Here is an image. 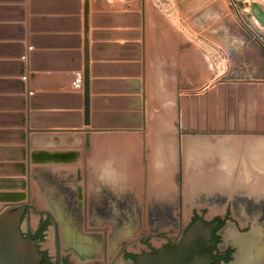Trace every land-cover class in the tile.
Masks as SVG:
<instances>
[{"label":"rangeland","instance_id":"374dc122","mask_svg":"<svg viewBox=\"0 0 264 264\" xmlns=\"http://www.w3.org/2000/svg\"><path fill=\"white\" fill-rule=\"evenodd\" d=\"M73 1L77 3L78 9L81 7L84 14V31L86 26L88 28L89 20L94 28L91 57L86 38L87 30L84 32L88 56L90 113L97 111L96 101L113 99L112 96H99L96 83L100 67L107 68L113 65L107 61H97L99 47L114 45L118 47V60H120L115 63L120 65L122 71L121 79L115 81H119L127 91L122 90L120 96H115V99H120V111H97L94 119L104 125L120 122L119 124L128 127L120 130L135 131L142 136L146 134V139L149 136L153 137V140L155 137H162V141H159L162 148L159 146L158 149L160 153L164 152L162 155L165 159L173 163L170 171L172 173H169L167 179L170 186L164 192L160 190L148 192L145 203L142 190L132 193V196H135V203H90L93 207L104 206L97 215V220L94 221L99 224L109 222L108 229L111 230L115 225V235L120 236L121 242H124L127 238L140 235L144 226L146 228L144 231L147 232L172 230L181 216H189L195 211L202 212L208 218L227 215L232 217L231 220L236 221L242 230L250 232V237L255 239L256 244L263 246L264 188L251 186L254 183L253 176L252 179L250 177L243 179L241 182L243 186H233L234 189H229L227 182L224 183L220 175L216 176L210 171L213 169L210 168V164L216 166L218 161L215 157L217 153L211 150L209 153L202 151L204 154H202L203 159H200L201 162L193 160L195 171H204L201 174L202 183L214 179L210 187L194 191L193 195L188 196L184 191L182 180L185 175L183 162L184 154L186 156V150L184 151L186 139L199 137L198 140L214 143L219 138L225 141L235 138L241 144L247 137L264 136V0H104V9L98 10L93 4L91 5L93 0H81L82 6L80 0ZM76 18L79 20L78 16ZM97 39L105 41L97 42ZM110 39H121L122 42L106 41ZM85 43L82 54L78 49L72 50L73 61L75 62L74 57L80 59L81 69L75 71L79 75L81 73V78L84 69ZM25 54L28 59V52ZM72 72L60 73V75L56 73L53 79L45 80L37 76L36 72L32 75L28 68L26 73L21 75V78L26 80L24 96L36 89L75 91L82 95V79L81 86L76 89L68 87L67 81H63ZM161 74L162 78L159 77ZM155 78L161 82L164 79L163 86ZM104 82H112V80H104ZM144 89H146V102L143 97ZM163 91L167 93L164 94ZM166 98L171 100L165 102ZM76 101L78 104L83 103V97L80 96ZM27 102L26 99L25 105ZM82 105L71 108L75 111L74 114L59 111L54 115L42 114V118L50 117L52 120H59L60 123H68L71 120L81 121L82 125H89L83 123ZM143 114L146 123L144 125L137 122L141 117L143 119ZM162 114L164 115L161 116ZM21 115L25 117L22 121L25 124L22 123L24 128L11 130L13 133L18 132L19 140L18 143L9 146L10 149L15 150V156L17 154L19 160L22 153L21 145L24 144V149H27L26 141L30 125L28 123L27 127L25 123L27 115L29 120V113L25 111ZM169 118L171 121L168 120ZM155 119L160 123L162 121V126L156 123ZM148 121L153 123L152 126L161 127H157L159 129L152 127L150 130ZM136 122L139 125L135 124L134 127ZM170 128L172 131H168ZM22 131L26 136L24 142H22ZM122 132L116 134H123ZM169 137H175L173 149H169L167 144L172 141ZM150 151L151 148L147 146L148 165ZM141 165H143L142 161ZM234 167L237 173L239 162ZM74 168L70 163L53 164V162L32 167V202L38 207L61 208L63 215L70 216L69 205L64 201L71 202L70 200L74 199V180L71 181V178H74ZM251 169L258 172L255 166ZM39 174L41 176H38ZM16 176L20 178L21 174L9 175L2 179L12 183L10 178ZM65 176L72 184L64 181ZM24 180L27 184V173H24ZM15 183L17 185V179ZM24 191H27V187ZM144 205L145 222L142 219ZM31 216L35 222L37 215L32 213ZM255 226L259 229L252 231ZM50 231L51 226L47 230V237ZM142 245L144 244L137 242L132 249L138 251Z\"/></svg>","mask_w":264,"mask_h":264},{"label":"crops","instance_id":"0c3cea01","mask_svg":"<svg viewBox=\"0 0 264 264\" xmlns=\"http://www.w3.org/2000/svg\"><path fill=\"white\" fill-rule=\"evenodd\" d=\"M102 1L104 3L102 7L95 5V0L91 5L93 4L97 10L104 9L105 2ZM82 2L80 0V6H82ZM76 16L79 17V20ZM83 16L81 7L78 9L77 3H74L73 0H0V191H7L10 185L9 181L2 178L17 175L13 174L14 169L8 165L10 161L18 159L17 154L15 156V150L10 149L9 146L18 143L19 134H17L18 132L13 133L11 130L19 127L24 128L25 124L22 120L25 117L21 113H25V111L28 113L29 110L28 102L26 108H22L20 97L23 92L19 90L15 81L16 78L22 77L18 73L22 67L20 59H24L27 65L28 59L26 54L19 56L18 53L23 47L26 48V52L33 48L29 39L30 36H34L35 40L39 38L37 48L43 51L36 55V61L48 67L35 70L37 76L48 80V78L53 79L56 73H68L71 69L56 67L60 65L67 67L74 63L71 52L73 49H78L82 54L85 43ZM88 23L86 38L91 57L94 28L90 20ZM99 41L105 40L97 39V42ZM106 41L122 42L121 39ZM146 46L145 41V49ZM99 48L97 61H107L113 65L105 67L106 69L100 67L97 72L98 95L112 96L113 99L96 101V110L99 112L120 111V99H115V96H120L122 90H127L121 86L119 81H115L120 80L122 74L120 65L115 63L120 61L118 60V47L113 45L112 47ZM144 74L146 80V70ZM68 77L70 78L67 76L63 81H68ZM104 80H112V82H104ZM143 97L146 102V89L143 90ZM25 123L28 127V115ZM86 128L91 129L85 130ZM111 128L114 129L108 131L94 129L89 124L82 125L80 129L71 130H31L27 135L26 145L29 146V151L33 149L38 153L39 159L53 151H64L67 156L70 155L69 160L65 163H70L75 167L74 178H71V181L74 180L73 193H77L80 203H135V196H132V193L137 190L144 191L147 171L145 169H148L146 136H140L135 142H132L128 137H119L120 134H116L122 131L126 132V130H120L117 127ZM108 132L111 134H107ZM57 136L61 138L60 142ZM52 137L55 143L46 142L51 141ZM64 138L65 141H63ZM50 161L39 160L32 163L31 167L52 162L53 164L58 163ZM141 161L143 165H141ZM64 181L72 184L67 177L64 178ZM145 200L146 197L143 200L144 203Z\"/></svg>","mask_w":264,"mask_h":264},{"label":"flooded vegetation","instance_id":"af4514ba","mask_svg":"<svg viewBox=\"0 0 264 264\" xmlns=\"http://www.w3.org/2000/svg\"><path fill=\"white\" fill-rule=\"evenodd\" d=\"M76 194L73 193V201L67 202L70 216L63 215L61 208L38 207L34 203V209L22 217L21 233L35 242L44 257V264H138L139 258L180 243L188 230L195 226L200 234L206 236L203 244L209 252L207 257L211 258L206 264H245L247 248L245 251L239 248L236 236L252 241L251 251L254 249L255 253L251 264H264V245L256 244L250 232L242 230L230 216L208 218L202 212L195 211L189 216H181L172 230L147 232L142 226L140 235L121 242L120 236L115 235V225L111 230L108 229L109 222L99 224L94 221L104 206L80 203ZM32 213L37 215L35 222ZM254 229L259 228L255 226L252 231ZM137 242L144 244L138 251L132 249Z\"/></svg>","mask_w":264,"mask_h":264},{"label":"water","instance_id":"95a60500","mask_svg":"<svg viewBox=\"0 0 264 264\" xmlns=\"http://www.w3.org/2000/svg\"><path fill=\"white\" fill-rule=\"evenodd\" d=\"M87 4V3H86ZM86 10V8H85ZM86 14V13H85ZM87 26L85 27V31ZM30 44L33 48L28 50V65L24 59H20L22 63L21 69L18 71L19 75L26 73L27 69L31 70V74L35 73V70H42L48 68L47 65L41 64L36 61V55L41 51L38 47V40H35L34 36H30ZM39 37V36H38ZM86 43H85V57H84V69H83V94L76 93L75 91H39L36 89L34 92L21 95L22 108H25L26 99L29 102V127L28 132L33 131H45V130H71L80 129L82 123L71 122L60 123L59 120L48 118H42V114H56L59 111H66L68 114H74L73 106H81L83 104V123L91 124L94 129L110 130L114 129L111 127L128 128L125 125L119 124L120 122L111 123L110 125H104V123L96 122L97 111L90 113L89 105V71H88V56L86 54ZM26 52V48H22L18 55H23ZM73 53V51H72ZM75 59V62L65 67L60 65L56 68L71 69L73 71L70 74L72 77L74 74L79 73L76 69H81L79 65V57ZM67 74V73H65ZM60 75V73L58 74ZM18 84V88L21 92L26 91V80L19 77L15 79ZM78 88V87H77ZM76 89V88H75ZM48 95L49 97H42ZM80 96L83 97V103L78 104L76 101ZM70 97V99H68ZM63 98V99H59ZM76 102V103H75ZM24 104V105H23ZM67 108V109H60ZM119 114V113H118ZM24 121V120H22ZM139 124L145 123L144 114L143 119L137 121ZM134 123V127L137 124ZM136 124V126H135ZM121 127V128H120ZM116 129V128H115ZM89 130V129H85ZM24 133L22 131V142H24ZM30 137V136H29ZM28 138V136H27ZM27 142V141H26ZM21 157L17 161H10L8 165L11 169H14V174H21L20 178L11 177L12 183H9V189L7 191H0V264H44V257L38 251L34 241L29 238H25L20 229V222L24 214H28L31 209H34V202H32L31 196V161L32 163L39 161V155L36 151H29V146L24 149V144L21 145ZM25 150V152H24ZM26 161L24 162V159ZM12 173V172H11ZM24 173H27V184L24 180ZM18 180L16 185L15 181ZM20 181V183H19ZM19 188H18V187ZM27 187V191L24 189ZM206 236L200 234L199 228L196 226L190 228L185 238L180 243H174L171 246L160 249L159 252L151 255H145L138 259V264H206L211 258L207 251L203 241ZM206 249V250H205Z\"/></svg>","mask_w":264,"mask_h":264},{"label":"bare ground","instance_id":"6f19581e","mask_svg":"<svg viewBox=\"0 0 264 264\" xmlns=\"http://www.w3.org/2000/svg\"><path fill=\"white\" fill-rule=\"evenodd\" d=\"M95 5H97L99 7H102L104 5V3H103L102 0H95ZM156 67H159V66H156ZM159 68L157 70H159ZM162 74H163V72H162ZM162 74L159 75V77L161 76V78H162ZM80 75H81V73H80ZM80 75L74 74L72 77L68 78V81H67V84L66 85L68 87H71V88H77L78 86H81L80 81H81L82 78H81ZM48 79H50V78H48ZM155 79H157V78H155ZM152 80L153 81H157L158 79L157 80L152 79ZM163 80L164 79H162V82L160 80H158V81H160L162 83L161 86H163V83H164ZM158 88H159V86L157 87V89ZM162 89H164V87ZM80 90H81V88H80ZM163 93H164V91H163ZM163 93H162V95H164L167 92H165L164 94ZM170 94H172V93H170ZM166 96H168V95L166 94ZM166 100H169L170 101L171 98H166L165 99V102H166ZM172 100H174V99H172ZM174 101H173V103H174ZM170 105H172V104H170ZM150 112H152V111H150ZM171 112H173V111L171 110ZM165 113H166V111H165ZM163 115L164 114H162L161 116H163ZM172 115H173V113H172ZM150 116H152V115H150ZM161 116H160V118H161ZM169 116H171V115H169ZM173 117H174V115H173ZM154 118H152V119H154ZM158 119H159V113H158ZM162 119H164V118H162ZM165 120H166V118H165ZM168 120H170V118ZM155 121H156V123L158 122L156 119H155ZM158 123H160V122H158ZM161 123H162V121H161ZM161 123H160V125L162 126ZM170 123H169V125H170ZM152 125H153V123H150L149 122L148 127H150V130H151L152 127H154L153 129H155V128L156 129H159L161 127V126L159 127V125H157V127H159V128H157V127L152 126ZM165 125H166V123H165ZM170 130H171V128L168 129V131H170ZM155 131H158V130H155ZM134 132L135 131H132V132H130V131H126V132L123 131L122 132L123 134L120 133V135H118V136L119 137H128L130 139L129 141H132V142L134 141L135 142V140H137L138 138H140V136H142V135H140L139 133H136V132L134 133ZM148 134H150V133H148ZM170 136H173V135L170 134ZM57 138H58V141L60 142L61 141V138L59 136H57ZM169 138H172L171 139L172 141L167 142V144L169 146V149H173L172 147H173V144H174V141H175L174 140L175 137H169ZM218 138H216V139H218ZM198 139H200V138L198 137V138H194L192 140H189V139L187 140L186 139L184 141V145L186 147L184 149V151L186 150V156L187 157L184 154V162H183V164L185 166V169H184L185 170V175H184V177H183L184 179L182 181H183V185H184V188H185L184 191L186 192V194L188 196H189V194H192L193 195L194 194V191H199L201 189H207V188H209L210 187V184L214 182V179H210L209 181L207 180L206 183H202L203 177L201 176V174H203L204 171L201 170V169H200L201 171H195V169H196L195 167L196 166L194 165L195 160H196V162L197 161H200L201 162L200 159H203V157H202V154H204L203 152L206 151V152L209 153L211 150H214V153H217L215 157H217V160L218 161L216 163V166L210 164V168H213L210 171L213 174H215L216 176L217 175H220L223 178L221 180L224 183L227 182L228 187H230L229 189H232L233 186H243L241 184L242 180L243 179L246 180V178H249V177L252 179L251 176H253L252 181L254 182V183L251 184V186H257V187L258 186H261V187L264 188V136H259V137L258 136H251V137H247V139L244 140L243 143L241 142V144H239V142L235 138L234 139H228L226 141L225 140H219L220 139L219 138L214 143H209L208 140H198ZM63 141H65V138L63 139ZM159 141H162V137H155V139L153 140V137H150L149 136L146 139V143L145 144L151 148V151H150V154H149V157H150V162L149 163L150 164L148 165V169H145V171L146 170L147 171H146V174H145V186L143 188L144 191H142L143 192V198L146 197V195H147L148 192L149 193H152L154 190H158V191L160 190V192H164L168 188V186H170L169 185V182L167 181V179L169 178L168 175H169L170 171L172 170V164L173 163L163 157L162 153H164V152L160 153L161 151L158 149V147L161 146V148H162V145H160V142ZM46 142L55 143V140L52 137V140L51 141L49 140V141H46ZM161 143H163V142H161ZM137 146H139V144ZM62 147H64V146H62ZM127 147H128V145H127ZM215 147H217V148H215ZM135 148H137V147L135 146ZM137 151H140V150H137ZM169 151H171V150H169ZM173 151H175V150H173ZM31 152H32V154L34 153L33 152V149L31 150ZM132 153H134V152H132ZM173 153L175 154V152H173ZM69 156L70 155L67 156L64 151H53V152H50L49 155H45L44 158H40L39 160L46 161L47 159H50L52 161H56V162H58L60 164H63V163H65V162H67L69 160V158H70ZM172 156H173V154H172ZM193 160H194V162H193ZM236 160H238V161H236ZM237 162H239V169H238V172L236 173L234 166L237 165ZM147 163H148V161H147ZM199 163H197V164H199ZM31 164H32V161H31ZM252 166H255L257 168V171L258 172L253 171L251 169ZM144 207H145V205L143 206V222H144ZM236 240L238 242V245H239V248L240 249H243L244 251H245V248L248 249V251L246 249V255H245V257L247 256L248 258H247V260H245L244 263L245 264H251L252 263L251 262L252 261L251 259H252V257L254 256V253H255V250L254 249L251 251L252 246H253L252 245V241H250V238L243 239V238H239L237 236H236Z\"/></svg>","mask_w":264,"mask_h":264}]
</instances>
